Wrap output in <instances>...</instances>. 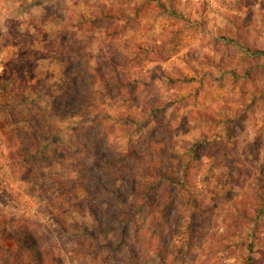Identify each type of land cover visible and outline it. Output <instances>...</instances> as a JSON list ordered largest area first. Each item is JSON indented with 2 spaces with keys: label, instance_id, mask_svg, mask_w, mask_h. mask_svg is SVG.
<instances>
[{
  "label": "rangeland",
  "instance_id": "374dc122",
  "mask_svg": "<svg viewBox=\"0 0 264 264\" xmlns=\"http://www.w3.org/2000/svg\"><path fill=\"white\" fill-rule=\"evenodd\" d=\"M0 264H264V0H0Z\"/></svg>",
  "mask_w": 264,
  "mask_h": 264
},
{
  "label": "built area",
  "instance_id": "2783aa9c",
  "mask_svg": "<svg viewBox=\"0 0 264 264\" xmlns=\"http://www.w3.org/2000/svg\"><path fill=\"white\" fill-rule=\"evenodd\" d=\"M195 1H199V0H195Z\"/></svg>",
  "mask_w": 264,
  "mask_h": 264
},
{
  "label": "trees",
  "instance_id": "16d2710c",
  "mask_svg": "<svg viewBox=\"0 0 264 264\" xmlns=\"http://www.w3.org/2000/svg\"><path fill=\"white\" fill-rule=\"evenodd\" d=\"M162 214H164L163 212H161Z\"/></svg>",
  "mask_w": 264,
  "mask_h": 264
}]
</instances>
